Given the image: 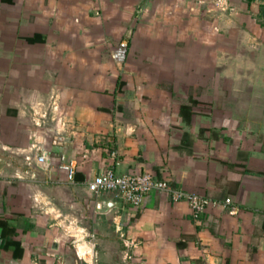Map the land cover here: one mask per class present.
<instances>
[{
    "label": "crops",
    "instance_id": "0c3cea01",
    "mask_svg": "<svg viewBox=\"0 0 264 264\" xmlns=\"http://www.w3.org/2000/svg\"><path fill=\"white\" fill-rule=\"evenodd\" d=\"M1 221L0 264H264V0H0Z\"/></svg>",
    "mask_w": 264,
    "mask_h": 264
},
{
    "label": "built area",
    "instance_id": "2783aa9c",
    "mask_svg": "<svg viewBox=\"0 0 264 264\" xmlns=\"http://www.w3.org/2000/svg\"><path fill=\"white\" fill-rule=\"evenodd\" d=\"M60 161L59 169L67 173L69 183H75V162L68 160L64 155L61 156ZM38 162L49 166L50 162L47 153H42L38 158ZM88 191L95 197H99L105 192L118 193L123 201L135 208L141 207L145 198L150 193H162L170 196L175 202L186 201L195 218H198L209 206L217 204L201 195L175 190L167 181L158 180L156 176L150 172L119 175L111 169L105 173L96 175L88 183ZM231 204V199H227L224 206L226 207ZM231 213H234V211L232 210ZM118 231L120 232L121 229L119 228ZM127 246L131 247L132 243L131 245L127 243ZM127 260L131 261L132 257L128 255ZM33 264H40V262L36 260ZM55 264L64 263L58 260Z\"/></svg>",
    "mask_w": 264,
    "mask_h": 264
},
{
    "label": "trees",
    "instance_id": "16d2710c",
    "mask_svg": "<svg viewBox=\"0 0 264 264\" xmlns=\"http://www.w3.org/2000/svg\"><path fill=\"white\" fill-rule=\"evenodd\" d=\"M0 223L4 227V230H5V232L3 234L4 235V239H5V244L2 247V251L8 250L9 247H14L15 248L14 256L18 258V256H21V254L23 253V249H22L21 245L19 243H17V242L12 241L11 239H8V237H7V233L8 232L6 233V229L7 228L5 226V223L2 222V221Z\"/></svg>",
    "mask_w": 264,
    "mask_h": 264
}]
</instances>
